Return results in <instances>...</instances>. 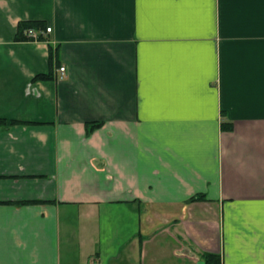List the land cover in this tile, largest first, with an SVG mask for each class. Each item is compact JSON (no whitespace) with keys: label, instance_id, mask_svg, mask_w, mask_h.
Returning a JSON list of instances; mask_svg holds the SVG:
<instances>
[{"label":"crops","instance_id":"1","mask_svg":"<svg viewBox=\"0 0 264 264\" xmlns=\"http://www.w3.org/2000/svg\"><path fill=\"white\" fill-rule=\"evenodd\" d=\"M0 118V264H264V0H0Z\"/></svg>","mask_w":264,"mask_h":264},{"label":"trees","instance_id":"2","mask_svg":"<svg viewBox=\"0 0 264 264\" xmlns=\"http://www.w3.org/2000/svg\"><path fill=\"white\" fill-rule=\"evenodd\" d=\"M42 27H44V25L40 21L23 20L18 24L16 39H18V40L29 39L28 36L25 34L26 31L31 29V28H33V29L35 28L39 32L40 40H43L44 36L42 34V31H41ZM48 77H50V75L39 74V75L35 76V79L48 78ZM16 122H18V121L0 118V124H13ZM101 125H102V122H100V121L88 122L86 124L88 133L93 132L96 128L100 127ZM222 125H223L224 129H226V130H232L233 129V123L232 122H228V121L223 122ZM195 200H206V198H205L204 194H197L195 196H192L189 199V201H195ZM38 201H40V200H23V201H20L19 203H29V202H38ZM202 256H203L205 264H222V259H221V256L219 254H215V253H211V252H203Z\"/></svg>","mask_w":264,"mask_h":264},{"label":"built area","instance_id":"3","mask_svg":"<svg viewBox=\"0 0 264 264\" xmlns=\"http://www.w3.org/2000/svg\"><path fill=\"white\" fill-rule=\"evenodd\" d=\"M52 31V26H47L46 28V32H51ZM28 34L32 37V38H38L39 37V32L37 30L34 29H30L28 31ZM43 34V32H42ZM59 74H58V78L59 79H64L66 76V68L65 66H61L59 69Z\"/></svg>","mask_w":264,"mask_h":264},{"label":"bare ground","instance_id":"4","mask_svg":"<svg viewBox=\"0 0 264 264\" xmlns=\"http://www.w3.org/2000/svg\"><path fill=\"white\" fill-rule=\"evenodd\" d=\"M31 29H33V28H31ZM29 30H30V29H29ZM29 30H27V33H26V34H27L29 37H31V36L28 34V31H29ZM34 30H35V29H34Z\"/></svg>","mask_w":264,"mask_h":264}]
</instances>
